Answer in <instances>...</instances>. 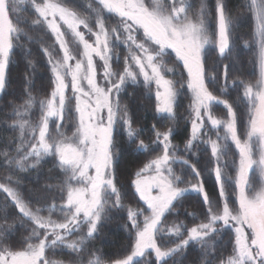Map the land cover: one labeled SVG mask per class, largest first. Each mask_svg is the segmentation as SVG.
<instances>
[{"label": "snow or ice", "instance_id": "snow-or-ice-1", "mask_svg": "<svg viewBox=\"0 0 264 264\" xmlns=\"http://www.w3.org/2000/svg\"><path fill=\"white\" fill-rule=\"evenodd\" d=\"M0 126V264H264V0H0Z\"/></svg>", "mask_w": 264, "mask_h": 264}, {"label": "trees", "instance_id": "trees-1", "mask_svg": "<svg viewBox=\"0 0 264 264\" xmlns=\"http://www.w3.org/2000/svg\"><path fill=\"white\" fill-rule=\"evenodd\" d=\"M242 0H231V4L236 6L240 4ZM236 33L240 37L237 42V52H238V60L241 64L243 71L245 73V77L250 80H255L257 78V65H256V44L254 41V33H253V19L250 14L243 17V19L239 22ZM248 41V47L244 46V42ZM171 66V65H169ZM22 72L23 66L20 67L13 66L12 68V76H13V89L19 92L20 82L22 80ZM48 73L44 72L43 68L38 69V74L36 77V92L38 93L43 84L47 83ZM11 91V90H10ZM184 105L186 106L188 101L184 100ZM241 112L244 113L243 107H241ZM215 114L217 116L223 117L224 109L222 106H217L215 110ZM245 119V113H244ZM151 120V116L149 115V121ZM2 127V126H0ZM4 135H10V133H3ZM5 175H7L4 169H0V179H2ZM195 195V194H193ZM108 236L102 242L97 241L96 247H102L104 252L106 253H115L119 250L120 245L124 243V234L123 232L116 231L115 225H111L107 230ZM198 253L195 249H190L188 253V261H196ZM54 259H65L63 256H55Z\"/></svg>", "mask_w": 264, "mask_h": 264}, {"label": "rangeland", "instance_id": "rangeland-1", "mask_svg": "<svg viewBox=\"0 0 264 264\" xmlns=\"http://www.w3.org/2000/svg\"><path fill=\"white\" fill-rule=\"evenodd\" d=\"M253 33H255V21L253 20ZM255 41V40H254ZM256 44V43H255ZM258 52H259V48H258V45L256 44V51H255V56H256V65H257V78L259 76V64H258ZM256 78V79H257ZM255 80H253L254 82ZM247 116H246V113H245V120H246Z\"/></svg>", "mask_w": 264, "mask_h": 264}]
</instances>
